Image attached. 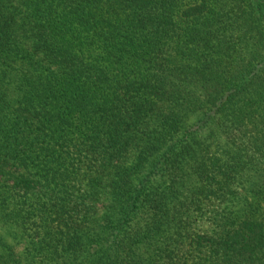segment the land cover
Segmentation results:
<instances>
[{"label":"trees","instance_id":"trees-1","mask_svg":"<svg viewBox=\"0 0 264 264\" xmlns=\"http://www.w3.org/2000/svg\"><path fill=\"white\" fill-rule=\"evenodd\" d=\"M0 264H264V0H0Z\"/></svg>","mask_w":264,"mask_h":264}]
</instances>
